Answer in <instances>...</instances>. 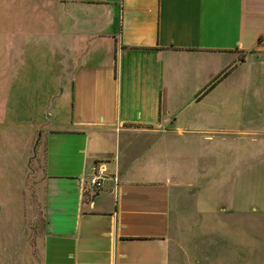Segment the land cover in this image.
Instances as JSON below:
<instances>
[{"label": "crops", "instance_id": "crops-1", "mask_svg": "<svg viewBox=\"0 0 264 264\" xmlns=\"http://www.w3.org/2000/svg\"><path fill=\"white\" fill-rule=\"evenodd\" d=\"M7 4L0 29L29 51L15 89L43 80L66 114L39 127L38 263L264 264V0ZM213 75L180 118L179 94Z\"/></svg>", "mask_w": 264, "mask_h": 264}, {"label": "rangeland", "instance_id": "rangeland-1", "mask_svg": "<svg viewBox=\"0 0 264 264\" xmlns=\"http://www.w3.org/2000/svg\"><path fill=\"white\" fill-rule=\"evenodd\" d=\"M8 1L9 4L11 2L10 6L15 4V0ZM8 12L4 15L6 23L15 19L14 15ZM13 29L11 23L4 34L0 29V185L12 183L18 190L13 192L17 196L16 199L0 202V264H39L37 237L42 229L38 203L40 199L37 198L38 187L42 184L39 127L45 125L46 128H51L57 117L64 118L66 114L55 115L52 109L47 112L45 104L49 98L43 93L40 96L35 95L36 92H42L40 90L43 88V80L36 82L35 78H32L28 90H24L26 95L23 90L15 89L10 71L17 69V62L26 59L29 51L28 48L19 49L14 46ZM41 54L43 51L38 49V55ZM37 70L38 66L34 70L35 75H42ZM219 77L211 76L202 84L204 88L202 86L197 91L187 90L185 95L179 94L177 115L181 118L191 107H196V104L189 106L190 95H199L201 98L209 87L219 85ZM26 103L32 105L31 112L22 110ZM211 111L212 109L206 110L209 116ZM211 124L212 121H209L207 125L210 127ZM178 139L175 137L174 140ZM249 229H252L251 225Z\"/></svg>", "mask_w": 264, "mask_h": 264}, {"label": "built area", "instance_id": "built-area-1", "mask_svg": "<svg viewBox=\"0 0 264 264\" xmlns=\"http://www.w3.org/2000/svg\"><path fill=\"white\" fill-rule=\"evenodd\" d=\"M102 166H93L87 179V186L90 190H96L103 186L104 180L108 174Z\"/></svg>", "mask_w": 264, "mask_h": 264}]
</instances>
